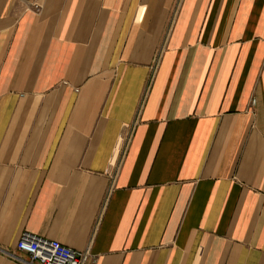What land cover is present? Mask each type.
I'll list each match as a JSON object with an SVG mask.
<instances>
[{
    "label": "crops",
    "instance_id": "0c3cea01",
    "mask_svg": "<svg viewBox=\"0 0 264 264\" xmlns=\"http://www.w3.org/2000/svg\"><path fill=\"white\" fill-rule=\"evenodd\" d=\"M25 232L264 264V0H0V248Z\"/></svg>",
    "mask_w": 264,
    "mask_h": 264
},
{
    "label": "built area",
    "instance_id": "2783aa9c",
    "mask_svg": "<svg viewBox=\"0 0 264 264\" xmlns=\"http://www.w3.org/2000/svg\"><path fill=\"white\" fill-rule=\"evenodd\" d=\"M0 253L19 264H95L90 250H75L58 241L26 232L22 234L15 252L0 248Z\"/></svg>",
    "mask_w": 264,
    "mask_h": 264
}]
</instances>
